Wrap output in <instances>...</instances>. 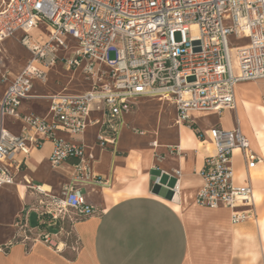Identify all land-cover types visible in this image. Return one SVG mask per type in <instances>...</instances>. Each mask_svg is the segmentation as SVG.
Segmentation results:
<instances>
[{
    "label": "built area",
    "instance_id": "2783aa9c",
    "mask_svg": "<svg viewBox=\"0 0 264 264\" xmlns=\"http://www.w3.org/2000/svg\"><path fill=\"white\" fill-rule=\"evenodd\" d=\"M15 36L29 57L16 74L0 57V82L6 86L0 97V191L17 183L30 151L46 141L54 145L52 169H73L58 193L23 176L37 203L16 216L13 242L28 245L42 241L60 250L64 226L51 233L43 228L45 217L48 225H74L96 213L84 188L108 186L110 181L94 171L95 155L83 139L89 127H97V146L108 149L118 144L128 126L126 116L137 103L157 99L175 106L177 125L194 128L195 113L236 108L237 84H264V0H0V53L2 43ZM233 36L247 42H232ZM59 62L67 70H79L90 88L34 95L35 84H45ZM34 98L46 100L45 114L22 110L24 101ZM8 119L19 122L20 132L6 126ZM196 131L216 147L205 158L196 203L229 209L234 224L255 220L254 186L251 180L236 182L234 152L241 151L248 170L264 165V158L252 149L238 120L232 129ZM152 146L162 144L155 139ZM167 149L170 154L181 150L179 144ZM156 158L164 154L156 153ZM172 173L178 176L174 199L181 169ZM30 211L37 212L36 229L30 225ZM75 244L74 249L78 240Z\"/></svg>",
    "mask_w": 264,
    "mask_h": 264
},
{
    "label": "crops",
    "instance_id": "0c3cea01",
    "mask_svg": "<svg viewBox=\"0 0 264 264\" xmlns=\"http://www.w3.org/2000/svg\"><path fill=\"white\" fill-rule=\"evenodd\" d=\"M259 81L237 84L236 108H226L219 113H195V128L177 125L175 112V138H164L158 148L152 146L153 140L160 141L158 130L150 133L153 136L147 143L130 139V129H126L134 122L130 114L126 116L128 126L123 128L118 144L108 149L97 146V127H89L83 139L95 155L94 171L108 179L110 184L84 188L89 203L97 211L72 225L78 240L76 249L75 242H68L64 234L58 238L62 244L60 250L42 241L29 245L13 242L16 216L37 203V196L28 190L23 176L34 183L35 176L42 170L52 171L56 177L34 184L47 186L46 189L58 193L64 180L73 173L69 166L58 171L52 169L49 156L54 145L51 141L33 148L17 183L0 191V264H264L263 164L248 170L241 151L234 152L236 182L245 184L251 180L254 186L255 220L234 224L229 209L205 207L195 201L203 184L201 170L205 158L216 153L215 144L207 137L205 140L200 138L196 128L205 131L212 126H221L222 112L229 117L239 109L245 122L244 128L240 126L243 133L250 140L252 149L264 158V94H250L246 90ZM4 91L5 88L0 97ZM32 100L24 101L22 110L43 115L31 109ZM213 115L218 119L212 122L208 118ZM202 120L205 121L202 123ZM237 120L238 116L233 123L221 127L232 129ZM6 126L14 133L20 132L19 122L12 119H8ZM133 127L135 132L138 128ZM174 144H179L181 150L170 154L167 146ZM156 153L164 154V158L157 160ZM179 168L181 185L176 196L178 201H175L173 188L178 176L172 172ZM156 177H160L159 184L154 183ZM48 218L45 217L49 224ZM29 222L34 229L37 228V212L30 211ZM64 223L59 222V226ZM48 224L43 226L47 231L55 233L59 230L54 228L55 224Z\"/></svg>",
    "mask_w": 264,
    "mask_h": 264
},
{
    "label": "rangeland",
    "instance_id": "374dc122",
    "mask_svg": "<svg viewBox=\"0 0 264 264\" xmlns=\"http://www.w3.org/2000/svg\"><path fill=\"white\" fill-rule=\"evenodd\" d=\"M20 33H17V36H20ZM232 42L239 41L240 44H245L247 42V38H239L231 37ZM3 52V60L6 66L13 72L16 73L18 70L25 64L26 59L29 57V53L27 49L22 46L16 36L11 37L5 40L2 43ZM73 51V49H72ZM236 48H232V57L235 67V72H238V66L236 63ZM111 58L115 57L114 52L110 54ZM242 83V82H241ZM240 84V83H239ZM0 95L5 88V84L0 82ZM90 88V84L88 81L85 80L84 76L79 70H67L66 67L62 62H59L49 74L48 81L43 84L37 82L35 84L33 94L34 95H45L50 93H56L60 91H72L78 92L83 91ZM248 93L252 94L255 92H259L260 94H264V84L263 81H259L258 84L252 85L246 88ZM33 103L32 110L38 113L45 114L47 111V103L45 99L42 98H34L32 101ZM176 108L173 104L166 102V101H159L157 99H143L139 101L134 109L133 112L130 113V119H133V124L130 123V139H139L144 143H147L149 138L153 136L152 133L154 130H158L160 142H163V139L166 138L167 140H173L175 136L173 135L176 130V126H174V117H175ZM135 116H137L135 118ZM239 117V123L242 128L245 127V122L240 114V110L234 111L231 116L226 117V115L222 112L221 114V126H225L226 123L234 122V118ZM212 122L218 119L217 115L210 116L208 118ZM205 120H202V123ZM135 123V124H134ZM138 128V131L145 130V134H140L139 132L135 133L132 130V127ZM204 127V125H201ZM176 127V128H173ZM134 128V127H133ZM137 134V135H136ZM135 136V137H134ZM51 177H56V174L52 171L42 170L40 173L37 174L34 178V183L39 184L46 179H50ZM41 178V179H40ZM47 188V186L45 187ZM64 238L68 242H75L76 237L72 231V224L69 222L64 223Z\"/></svg>",
    "mask_w": 264,
    "mask_h": 264
},
{
    "label": "trees",
    "instance_id": "16d2710c",
    "mask_svg": "<svg viewBox=\"0 0 264 264\" xmlns=\"http://www.w3.org/2000/svg\"><path fill=\"white\" fill-rule=\"evenodd\" d=\"M196 127V125H194V128ZM54 228H60V226H59V223H56L55 225H54Z\"/></svg>",
    "mask_w": 264,
    "mask_h": 264
},
{
    "label": "bare ground",
    "instance_id": "6f19581e",
    "mask_svg": "<svg viewBox=\"0 0 264 264\" xmlns=\"http://www.w3.org/2000/svg\"><path fill=\"white\" fill-rule=\"evenodd\" d=\"M240 97H241V96H240ZM158 145H159V141H158ZM45 187H46V186H45ZM45 187H44V188H45ZM174 200H175V201H178V197H175Z\"/></svg>",
    "mask_w": 264,
    "mask_h": 264
},
{
    "label": "water",
    "instance_id": "95a60500",
    "mask_svg": "<svg viewBox=\"0 0 264 264\" xmlns=\"http://www.w3.org/2000/svg\"><path fill=\"white\" fill-rule=\"evenodd\" d=\"M156 191H158V188H156Z\"/></svg>",
    "mask_w": 264,
    "mask_h": 264
}]
</instances>
